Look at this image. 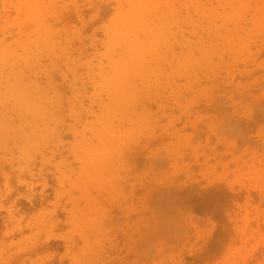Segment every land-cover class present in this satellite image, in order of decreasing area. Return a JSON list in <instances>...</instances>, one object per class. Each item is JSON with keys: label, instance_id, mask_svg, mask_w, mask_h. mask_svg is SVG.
<instances>
[{"label": "rangeland", "instance_id": "rangeland-1", "mask_svg": "<svg viewBox=\"0 0 264 264\" xmlns=\"http://www.w3.org/2000/svg\"><path fill=\"white\" fill-rule=\"evenodd\" d=\"M186 1L156 2L154 9L163 8L171 17L170 25L157 29L159 40L164 42L173 37L174 46L166 50L159 42L161 46L154 52L149 67L144 68L141 63L140 73L144 68L145 84L154 80L149 88L159 92L151 101L138 102L134 107L129 102L117 106L107 93L114 83L110 77L114 75L112 70L121 57L122 47L127 46L126 42L119 44L116 34L131 14L128 0L42 2L48 7L50 27L62 37L65 48L62 54L69 63L65 58L53 59L47 52L42 58L43 65L36 66L38 69L30 78L49 90V97L59 93L63 108L56 119L40 121L48 130H54H49L50 137L45 143L48 149L43 155L38 153L26 160L15 144L10 146L14 149L11 154H0V264H264V16L259 23L260 36L252 39L247 48L236 43L234 51L228 50L223 59L215 56L213 61L208 58L203 61V70H213L209 72V80L216 78L218 84L207 95L199 92L209 89L206 81L196 85L195 93L185 100L188 105L194 101L189 107L183 104L185 101L178 102L177 83L165 87V81L172 74L169 68L178 70V83H185L180 69L187 52L181 38L195 42L198 37L194 35L198 33L209 46L211 36L223 31L221 21L213 23L211 18L191 8H181ZM13 3L5 15V4L0 0V44L21 40L15 28L10 31L3 28L4 23L11 24L18 16L13 8L17 3ZM54 12L59 22H53ZM252 14L248 11L246 19H251ZM223 39L226 38H220L222 43L226 41ZM69 40H74L72 45ZM225 45L219 44V48L224 49ZM134 60L135 57L127 55L121 59L125 72L131 73L136 68ZM155 72L157 79H153ZM52 74L54 80H50ZM134 80L138 85V80ZM17 89L0 68V114L11 109L13 115L27 116V104L18 96ZM34 100H37L35 105L47 106L39 103L42 98ZM135 114L139 119L148 117L140 144L130 134ZM118 116L124 117V124L120 123L123 126L120 143L127 152L123 164L119 163L121 159L117 160L119 170L110 175L108 184L85 183L88 187H103L97 190L96 199L103 203L109 219L104 225L98 224L90 243H79L72 239L71 216L76 209L90 214L93 208L85 200V193L68 187L66 180L76 183L82 180L86 141L95 131L103 129L106 119L111 127L116 125ZM30 118V123L35 121L32 115ZM208 130L214 133H210L212 140L205 146ZM176 133L181 137L180 142L189 135L192 144L176 147L179 144ZM117 137L111 136L116 149ZM218 138L226 144L218 143ZM230 143L240 147L239 161L229 151H222ZM173 152L184 156L177 160L172 157ZM204 153H208L207 159ZM225 162L231 171L222 178L218 169ZM201 165L218 168L205 178ZM185 166L188 167L183 169ZM189 172L190 178L186 175ZM208 178L222 184H217L214 190L208 185ZM228 184L234 188L232 192ZM193 190H201L194 192L198 196L207 193L212 198L214 192H219L225 197L210 201L214 210L201 212V207L197 208L200 199L195 198L199 201L196 202L188 198ZM146 193L150 197L146 205L141 204V197ZM181 193L187 194L182 198ZM218 208L223 209L224 216ZM10 211H14L16 219H10ZM52 212L57 215L36 219ZM229 216L236 225L228 221ZM243 221L249 224V232L255 231L246 243L233 232ZM41 225L45 228L41 229ZM19 228L21 232H17ZM37 229L42 232L33 239L32 233ZM10 231L15 232L14 236H8ZM220 235H227L226 243L222 237L217 243ZM50 236L53 238L46 243ZM27 238L33 243H24Z\"/></svg>", "mask_w": 264, "mask_h": 264}, {"label": "bare ground", "instance_id": "bare-ground-1", "mask_svg": "<svg viewBox=\"0 0 264 264\" xmlns=\"http://www.w3.org/2000/svg\"><path fill=\"white\" fill-rule=\"evenodd\" d=\"M47 1L48 0H42V2ZM157 1L159 0H128V7L131 9V14L130 16H128L129 18H126L123 21L126 22L124 27H121L120 32L116 34L117 39L120 41L119 44L124 45V42H126L127 46L124 49L122 47L121 57L118 59V61H116V68L112 70L114 74L113 76H110L114 78V83L110 85L112 89L111 91L106 89L108 96H111V98L115 101L112 103H116L119 107L121 105L124 106L128 102L132 103L134 107L136 103L141 101L149 102L152 100V97L154 95H158L157 93L159 91L151 90L149 88V86H152L154 80L151 79L148 85L145 84L144 76L146 74L144 73V68L149 67V63L152 61L154 52H157L159 50V46H161L159 45V42L163 44L162 47L166 50H172L174 46V39L171 36V39L168 38L164 42L159 40L161 38L158 35L159 32L157 29L170 25L171 17L169 18L166 10H164L163 8L156 7L154 9ZM13 2H16L18 4H15L13 6L15 11H17L16 13L18 16L11 24H8L7 22L6 25L4 23L3 28L5 31H10L11 29L15 28L21 40L17 41L16 43L11 42L9 44H0V68L2 72L6 73L7 79L19 89H17L18 92L20 91V93H18V96L24 98V102L27 104L26 110L30 114L27 112V116L22 114L13 115L11 113V109H7L1 112L0 121H2V124L0 125V154H11L14 149H11L10 146L15 144L19 146L21 157H25L26 160H31L33 155L35 156L38 153L40 155H43L48 149L45 143L50 137V129L48 130L47 127L42 126L40 124V121L46 120L48 118L49 121L53 118L56 119L57 116L62 114L63 107L60 103L61 100L58 98L59 93H56L54 97H49L50 91L45 87L40 86V83H38L36 80H31L30 74H35L36 70L38 69L36 68V66L43 65L42 58L45 57V54L47 52L51 54L53 59L59 60L60 58H65V55L62 54L65 53V48L64 42L61 40L62 37L58 35L57 31H53V27H50L51 18H48V7H44V4L40 0H3V3L5 4V6H3L5 15L8 12L7 9L14 4ZM181 8H191L201 16L211 18L213 23H218L219 21H221L223 32L215 35V37H212L210 35L212 41L209 43V46H206L207 43L205 44L204 37H201V35H199L198 33L194 35L198 37L195 42L192 41V39H188L187 42V40L185 39L186 37L181 38L182 45L187 52L184 58V63H182V67L180 69V72L183 73L185 83L180 84L177 82L176 76L178 74V70L173 68H169V70H172V74L170 71L171 75H169L167 80L165 79V87H171L173 84L177 83L180 96L178 102L180 103L182 101H185L188 96L194 94V88L202 81H206V83L210 85L208 90L199 91L203 95H207V93L212 94V90L218 84L216 78L215 81L214 79L209 80V72H212L213 70H209L208 68L203 70V61L206 58L213 61L212 57L219 56L223 59L224 56L227 55L228 50L234 51V45L236 43L240 45V47L245 46L247 48L249 42L253 41L252 39L260 36L258 34V31L260 27L259 23H262V17L264 16V0H187L185 6L182 5ZM248 11L253 13L252 18L249 20H247L245 17V14ZM9 17L10 16H8V18ZM186 18H188L187 15ZM59 19V16H57L56 12H54L53 22H59ZM142 35L147 36L143 37ZM77 36L79 37V35ZM222 36L226 38L223 40H226L228 42L225 41L224 43H222L223 41H220V38ZM73 41L74 40H69L71 45L73 44ZM225 43L226 45L224 49L219 48V44ZM237 53H239V51H237ZM125 55L135 57L134 62L136 63V68H134L131 73L125 72L123 70L121 59H123ZM64 61L69 63V60L66 58ZM141 63H144L142 75L140 73ZM45 68L46 67L44 66V69ZM45 72L48 71L46 70ZM54 74H52L53 77H50V80L55 79ZM155 76L156 77H154L153 79H157L156 72ZM134 79L138 80V85H136ZM36 98H42L44 101L40 100L41 102L39 103H45L47 104V106L43 107L41 105H35L34 103L37 100L34 99ZM193 103L194 101H191L188 105L186 101L183 102V104L189 107ZM48 106L50 107L47 108ZM42 108H44V110L40 114L39 111ZM30 115L35 118V121H33L32 123H30V119H32L30 118ZM134 117L130 128V134H133L134 139L138 140L137 144H140V142L144 139L142 137V135L144 134L142 133V128H144L145 124H147L148 117L142 116V118L139 119L137 114H135ZM150 119L152 120V118ZM107 120L109 119H106L105 122H103V129L95 131L93 133V137L86 141V146L84 147V152L86 155L84 159L82 158L81 164L82 175L80 177H82V180H78L77 183L66 180L68 187H72L79 190L81 193H85V200L87 201L88 205L93 208V211H91L90 214H87L80 209H76V211L74 212V216H71L73 218L72 239L74 241H78L79 243H90L89 241L93 236H95L97 232L94 230L97 229L98 224L101 223V225H104L109 219V213L103 207V203L99 202V200L96 199V196L98 194L97 190H102L101 188L103 187H95L93 185L88 187L85 186V183L89 181L94 184H108L110 182V175L113 172H117L119 170L117 160L119 161L121 159V162L119 161V163L123 164L122 159H124L127 154L126 149H124L123 145L120 143L121 136L123 135V126L120 123H123L124 117L118 116L116 120L117 124L112 127L110 124H108ZM198 121L199 120H196V122ZM190 123L191 122L189 121V124ZM241 127L239 129H242ZM49 128H51V126ZM51 131L54 130H50V132ZM212 132L214 133V131L208 130V135L205 139V142L207 144L205 146L209 145L210 140H212V137L210 135V133ZM113 134L118 135L117 149L114 142L111 140V136ZM40 136L42 137V140H40ZM176 136V139L179 143L176 147H184L192 144V138H190L189 135H187L185 137L186 139L183 140L185 144H182L183 141L180 142L181 137L177 133ZM55 139L56 137H54V141ZM218 143H225V141L224 139L218 138ZM222 151H229V154H233L234 160L239 161L241 159L240 156L237 155V153L240 152V147L234 146L231 143L227 145V149H224ZM204 154V158L207 159L208 153ZM183 156L184 153L181 152L172 153V157L176 158L177 160H181ZM214 158L219 159L217 156H214ZM194 163H197V158L194 159ZM204 166L201 165L200 168L203 170H200L201 174L205 178H207L206 175H211L212 173L217 171L218 168L216 165L210 167ZM187 167L188 166H185L183 169ZM220 167L221 170L218 169V171H220L221 173L219 177L223 178L226 173L231 171V168L229 167L227 162L220 163ZM190 174L192 173L189 172L186 174L188 175V178H190ZM215 179L217 180V178ZM211 180L212 179L209 180L208 178L207 182L208 185H211V188L214 187V190L216 186L222 184L221 181L215 182ZM226 186L230 187V192L233 191L234 188L231 184H228ZM212 190L208 192L210 193ZM200 191H191L188 198H194V200H196L195 198L200 199V202L198 201V199L196 200V202H199L197 208L200 209L201 207V212L203 210L207 212L208 209L211 208V204H213V202L217 200L216 197H218L219 199L224 196L219 192H217V194L213 191V199L211 197H208L207 193L205 196V193H203L204 199H201L202 195L198 196V194H194V192L198 193ZM148 194L149 193H146L145 196L141 197V204L142 202H144V204L146 205V199L150 197V195L148 196ZM186 194L182 195L181 193L180 195L183 198ZM180 195H178V198L180 197ZM210 201L213 202L210 203ZM246 204L249 205L250 203L247 202ZM218 209H220V211L218 212L222 214L223 209ZM212 210H214V208ZM205 214L208 215V213ZM53 215L56 216L57 214L55 212H52L50 214L44 213L43 217L38 216L36 219L42 218V220H45V218ZM9 216L11 220L16 219L14 211H10ZM222 216H224V214H222ZM228 221L230 223H233V225H236L231 216L228 217ZM242 223V225L234 228L233 232L236 234L239 240L241 239L243 243H246L250 238H252L251 235H254L255 231H252L251 229L250 234L248 229L249 224L247 222L244 223V221ZM44 228L45 226L41 225V229ZM21 231V228L17 229V232ZM41 232L42 231H40V229H37L35 233H32V238L36 239L38 237L37 235H39ZM14 233V231L8 232V236H14ZM87 233H90L91 235H88ZM225 236L227 237V235ZM225 236H217V243L222 238V242H225L228 239ZM50 238L53 237H48V240ZM23 241H25L24 243H33L29 242L31 241V239L28 238ZM214 241L216 240H213L212 242ZM229 241L230 243H234V241L230 240V238ZM49 242L50 240L46 243Z\"/></svg>", "mask_w": 264, "mask_h": 264}]
</instances>
